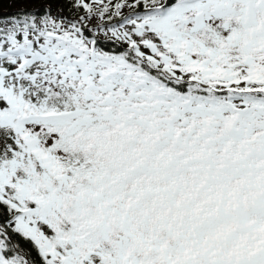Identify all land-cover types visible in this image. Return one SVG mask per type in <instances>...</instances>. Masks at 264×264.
I'll list each match as a JSON object with an SVG mask.
<instances>
[{
  "label": "snow or ice",
  "instance_id": "snow-or-ice-1",
  "mask_svg": "<svg viewBox=\"0 0 264 264\" xmlns=\"http://www.w3.org/2000/svg\"><path fill=\"white\" fill-rule=\"evenodd\" d=\"M0 264H264V0H11Z\"/></svg>",
  "mask_w": 264,
  "mask_h": 264
},
{
  "label": "trees",
  "instance_id": "trees-1",
  "mask_svg": "<svg viewBox=\"0 0 264 264\" xmlns=\"http://www.w3.org/2000/svg\"><path fill=\"white\" fill-rule=\"evenodd\" d=\"M22 5L12 3L11 0H0V12H14L16 8Z\"/></svg>",
  "mask_w": 264,
  "mask_h": 264
}]
</instances>
